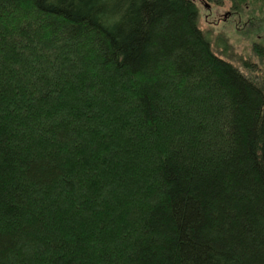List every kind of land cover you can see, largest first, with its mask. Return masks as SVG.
Listing matches in <instances>:
<instances>
[{
	"label": "trees",
	"instance_id": "1",
	"mask_svg": "<svg viewBox=\"0 0 264 264\" xmlns=\"http://www.w3.org/2000/svg\"><path fill=\"white\" fill-rule=\"evenodd\" d=\"M199 19L0 0V264H264V70Z\"/></svg>",
	"mask_w": 264,
	"mask_h": 264
},
{
	"label": "rangeland",
	"instance_id": "2",
	"mask_svg": "<svg viewBox=\"0 0 264 264\" xmlns=\"http://www.w3.org/2000/svg\"><path fill=\"white\" fill-rule=\"evenodd\" d=\"M196 3L199 25L223 58L236 66L249 64L264 70V0H247L234 10L230 3L223 6L208 0Z\"/></svg>",
	"mask_w": 264,
	"mask_h": 264
},
{
	"label": "flooded vegetation",
	"instance_id": "3",
	"mask_svg": "<svg viewBox=\"0 0 264 264\" xmlns=\"http://www.w3.org/2000/svg\"><path fill=\"white\" fill-rule=\"evenodd\" d=\"M195 1H196V2H200L201 0H195ZM202 1H207V0H202ZM208 1H209V0H208ZM213 3H214L215 5H217V6L219 5V4H217L216 2H213ZM226 3H230V2H225L224 4H226ZM224 4H223V5H224ZM223 5H219V6H223ZM230 5H232L233 10L236 9V8L233 7V4H232V3H230ZM208 7H209L210 9L212 8L210 5H208ZM231 15H232V13H231V14H228L227 16H231Z\"/></svg>",
	"mask_w": 264,
	"mask_h": 264
}]
</instances>
